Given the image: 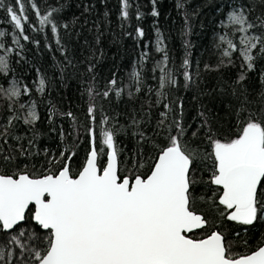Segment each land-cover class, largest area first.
Masks as SVG:
<instances>
[{
    "label": "trees",
    "instance_id": "trees-1",
    "mask_svg": "<svg viewBox=\"0 0 264 264\" xmlns=\"http://www.w3.org/2000/svg\"><path fill=\"white\" fill-rule=\"evenodd\" d=\"M24 3L28 17L24 35L28 40L15 29L5 9L0 8V27L5 29L3 41L8 54V71L0 73V88L6 90L14 82L21 92L19 99L12 101L0 93V133L13 116L19 117L8 127L7 144L0 139V173L12 174L17 165L36 175L49 168L55 172L65 156H72L70 166L76 173L85 164L93 135L98 152L104 148L98 162L105 165L108 150L100 137L103 128L113 131L120 171L127 175L135 161L147 163V158L155 155L152 142L164 146L166 129L158 127L162 119L165 125L180 120L186 129L185 139L203 151L208 149L205 134L209 126L221 138L231 137L237 131L239 101L234 92L239 95L243 90L255 101L246 105L250 111L258 112L261 106L264 55H257L254 68L249 71L238 51L232 53L231 62L223 57L225 44L220 41L224 36L239 48V33L225 26L228 15L243 10L251 22L258 24L256 17L264 13L260 0H156L157 17L151 15L152 0H129L127 19L121 15L122 0H24ZM32 3L38 6L41 15L53 8L59 10L51 17L58 27L56 34L51 32V25L41 29ZM178 3L183 7H178ZM5 4L18 11L15 0H5ZM137 29L143 30V37L138 36ZM262 32L264 29L259 27L250 30L251 35ZM14 36L19 41L18 48L12 44ZM157 38L163 41L164 52L157 51ZM165 52L168 56L165 71H170L177 81L176 86L169 85L163 90L166 99L156 95L161 91L160 67L164 66ZM185 58L192 78L187 87ZM134 70L138 74L135 80ZM241 73L246 79L237 83ZM41 79L45 81L43 93L38 91ZM113 79L114 89L109 84ZM137 87L140 91H136ZM89 88L93 89L91 100ZM117 89H122L119 96ZM105 90H109L107 98L103 96ZM33 103L38 120L25 125L27 114L20 105ZM166 103L172 111L165 119L160 114L165 111ZM90 104L95 109L94 119L88 116ZM193 132L197 133L196 137L192 136ZM20 149L27 154L21 155ZM3 155H11L13 160L5 162ZM51 160L58 163L50 165ZM139 171L147 172V166ZM197 175L207 179L210 172L201 167ZM195 195L199 198L211 192L201 184ZM196 207L206 211L199 199ZM212 230L198 231L193 238L201 239ZM215 230L224 233L237 255L251 254L264 244V220L241 225L220 220L217 215ZM11 235L0 233V248L5 252V260L0 264H8L9 252L11 264H35L27 250L21 251L9 243ZM22 240L29 248L43 247L39 240Z\"/></svg>",
    "mask_w": 264,
    "mask_h": 264
},
{
    "label": "snow or ice",
    "instance_id": "snow-or-ice-1",
    "mask_svg": "<svg viewBox=\"0 0 264 264\" xmlns=\"http://www.w3.org/2000/svg\"><path fill=\"white\" fill-rule=\"evenodd\" d=\"M155 3L156 0H152L151 15L157 17L159 12ZM260 3L264 4V0ZM15 4L18 11L6 5L5 0H0V8L5 9L15 29L24 40H28L24 35V23L28 20L24 0H15ZM177 6L183 7L179 3ZM31 7L39 18L41 29L51 25V32L56 34L58 27L51 17L59 10L53 8L41 15L35 3ZM129 7V0H122V18L129 17ZM256 20L258 24L251 22L243 10L229 14L228 24L237 26V31L244 34L239 48L231 39L220 37L227 44L223 57H228L231 62L232 53L238 51L249 71L253 70L257 55H264V32L248 34L257 27L264 29V13ZM137 33L144 36L142 29H137ZM4 35L0 31V37ZM13 39L19 43L15 36ZM56 42L59 44V39ZM162 43L158 41V44ZM157 50L164 52L162 47ZM167 62L165 52L164 66L160 67L161 91L156 93L165 99L163 90L177 84L172 73L165 71ZM183 67L187 87L192 79L187 71V58ZM7 71L8 63L0 56V73L6 74ZM245 79L241 73L237 83ZM109 84L114 89L116 80ZM44 90L45 81L41 79L38 91L43 93ZM87 91L89 99H93V89ZM121 91L117 89L116 95L119 96ZM136 91L140 88L137 87ZM24 92L27 93L28 89L25 88ZM0 93H4L9 101L21 95L15 86L8 90L0 88ZM233 94L239 101L237 131L231 137L221 138L209 126L205 139L210 151H201L199 145L185 139L186 129L180 120L165 125L162 119L158 127L166 129L164 146L152 142L155 155L149 156L147 163L135 161L127 175L120 171L113 131L103 128L100 137L108 150L105 165L98 162V155L104 152V148L98 152L93 135L86 162L76 173L70 166L72 156L63 157L64 163L55 172L49 168L36 175L17 165L12 174L0 173V233L12 234L9 243L21 251L27 250L35 264H264V246H259L251 254L237 255L224 233L215 230L217 215L220 220L241 225L264 220V92L260 94L258 112L246 107L255 101L250 100L243 90L239 95ZM103 96L107 98L109 90H105ZM164 109L160 115L166 119L172 109L167 103ZM94 111L90 104L87 112L93 119ZM68 116L71 117L72 113ZM14 119L19 117L13 116L0 133L5 144L10 135L8 127ZM37 120L33 103L23 123L30 125ZM103 122L107 123L106 120ZM196 135V132L192 133L193 137ZM140 136L144 139L143 133ZM20 152L21 155L27 154L23 149ZM2 159L9 162L13 157L3 155ZM56 163V160L49 161L50 165ZM145 166L148 171L140 172ZM201 167L210 172L207 179L197 175ZM201 184L209 187L211 195L197 198L196 188ZM197 199L206 211L197 209ZM209 228L213 230L203 238H193L198 230ZM22 238L39 240L43 247L29 248ZM11 256L9 252L8 264H11ZM4 260L5 252L0 248V261Z\"/></svg>",
    "mask_w": 264,
    "mask_h": 264
},
{
    "label": "rangeland",
    "instance_id": "rangeland-1",
    "mask_svg": "<svg viewBox=\"0 0 264 264\" xmlns=\"http://www.w3.org/2000/svg\"><path fill=\"white\" fill-rule=\"evenodd\" d=\"M234 12V11H233ZM235 12H239L238 10H235ZM232 13V12H231ZM229 16V15H228ZM225 26L226 27H233V29H235V31H237V26H233V25H229L228 24V18H227V21H226V23H225ZM0 31H2V32H4L5 33V29H3V28H1L0 27ZM238 33H239V38H238V44H239V47H240V38H241V36L242 35H244L243 33H240L239 31H237ZM249 35H251L250 34V32L248 33ZM6 35V34H5ZM5 35L3 36V37H0V45H2V47H0V56H2V57H4L5 58V60L7 61V57H8V54H7V50H6V48H5V43H4V38H5ZM227 39V38H226ZM158 41H161V39L160 38H157V40H156V48L158 49V47H162L163 48V45L162 44H158ZM221 41V40H220ZM222 42V41H221ZM223 44H225V48L223 49V51L227 48V44H226V42H222ZM12 44L13 45H15V47H17L18 48V43H16V42H14V39H12ZM158 51V50H157ZM159 53H161V51H158ZM2 74H5V73H2ZM135 74H137V72L134 70V72H133V78H134V80L137 78V75H135ZM13 86H15L17 89H19L18 87H17V85L14 83V82H10L9 83V86L6 88V90H8V89H11ZM20 97V96H19ZM19 97L18 98H13V99H19ZM31 106L32 105H25V111H26V114H27V111H28V109L29 108H31Z\"/></svg>",
    "mask_w": 264,
    "mask_h": 264
},
{
    "label": "water",
    "instance_id": "water-1",
    "mask_svg": "<svg viewBox=\"0 0 264 264\" xmlns=\"http://www.w3.org/2000/svg\"><path fill=\"white\" fill-rule=\"evenodd\" d=\"M106 160H107V156H106ZM85 162H86V161H85ZM105 164H106V163H105ZM198 231H199V230H198ZM198 231H197V232H198ZM263 246H264V244H263Z\"/></svg>",
    "mask_w": 264,
    "mask_h": 264
}]
</instances>
